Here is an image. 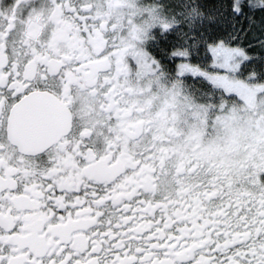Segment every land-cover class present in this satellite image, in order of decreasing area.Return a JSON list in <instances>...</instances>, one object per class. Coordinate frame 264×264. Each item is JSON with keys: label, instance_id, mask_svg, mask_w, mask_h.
Wrapping results in <instances>:
<instances>
[{"label": "snow or ice", "instance_id": "6c2138e0", "mask_svg": "<svg viewBox=\"0 0 264 264\" xmlns=\"http://www.w3.org/2000/svg\"><path fill=\"white\" fill-rule=\"evenodd\" d=\"M0 264H264V0H0Z\"/></svg>", "mask_w": 264, "mask_h": 264}]
</instances>
